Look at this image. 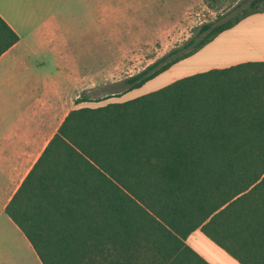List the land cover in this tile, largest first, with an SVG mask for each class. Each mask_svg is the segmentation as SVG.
<instances>
[{
    "label": "trees",
    "instance_id": "trees-1",
    "mask_svg": "<svg viewBox=\"0 0 264 264\" xmlns=\"http://www.w3.org/2000/svg\"><path fill=\"white\" fill-rule=\"evenodd\" d=\"M263 11L264 0H239L121 93ZM17 38L0 18V53ZM119 97L69 110L4 206L40 262L209 264L185 242L199 229L239 264H264V61Z\"/></svg>",
    "mask_w": 264,
    "mask_h": 264
},
{
    "label": "crops",
    "instance_id": "crops-1",
    "mask_svg": "<svg viewBox=\"0 0 264 264\" xmlns=\"http://www.w3.org/2000/svg\"><path fill=\"white\" fill-rule=\"evenodd\" d=\"M106 3L98 5L109 9ZM94 8L95 0H0V18L18 37L0 53V264H42L4 206L67 112L93 105L75 102L79 90L88 86V73L78 68V53L73 51L78 36L73 27L79 10L83 18ZM247 19L262 24L259 50L250 61H264V11L239 22ZM196 72L201 71L171 76L165 84ZM190 236L203 246H192L187 241ZM185 242L209 264H239L199 229L190 232Z\"/></svg>",
    "mask_w": 264,
    "mask_h": 264
},
{
    "label": "rangeland",
    "instance_id": "rangeland-1",
    "mask_svg": "<svg viewBox=\"0 0 264 264\" xmlns=\"http://www.w3.org/2000/svg\"><path fill=\"white\" fill-rule=\"evenodd\" d=\"M104 1L110 3L109 9L99 7ZM238 1L95 0V8L89 10V16L82 18L83 10H79L77 24L73 27V33L78 36V41L73 42V51L78 53V68L88 73V86L79 90V96L91 102L111 92L119 93V99L139 96L161 87L171 76L250 61V56L259 50L262 24L247 19L175 62L169 71H162L139 87L121 93L123 79L167 51L180 47L197 33L202 23L224 18ZM187 241L196 248L203 246L201 242L196 245L198 241L192 236Z\"/></svg>",
    "mask_w": 264,
    "mask_h": 264
}]
</instances>
